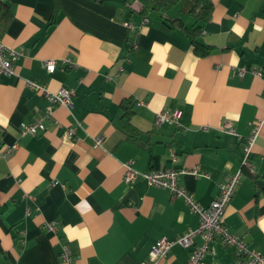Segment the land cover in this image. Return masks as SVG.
Segmentation results:
<instances>
[{"label": "crops", "instance_id": "obj_1", "mask_svg": "<svg viewBox=\"0 0 264 264\" xmlns=\"http://www.w3.org/2000/svg\"><path fill=\"white\" fill-rule=\"evenodd\" d=\"M194 1L0 0L10 15L0 42L19 52L15 73H0V147L18 144L0 155V264H67L64 243L73 264H148L158 239L174 240L200 219L183 197L142 176L125 180V165L198 167L208 175L183 172L179 184L208 207L242 169L257 120L254 170L243 168L224 222L264 254V0H208L206 21L191 12ZM27 80L73 88L72 109L56 105L45 117L48 102ZM167 109L181 112L179 124L156 125ZM36 119L46 128L21 136V123ZM226 122L237 135L223 132ZM192 247L173 244L162 264H189ZM234 261L233 246L211 241L205 264Z\"/></svg>", "mask_w": 264, "mask_h": 264}, {"label": "built area", "instance_id": "obj_2", "mask_svg": "<svg viewBox=\"0 0 264 264\" xmlns=\"http://www.w3.org/2000/svg\"><path fill=\"white\" fill-rule=\"evenodd\" d=\"M145 18L144 21H147ZM124 24L131 30H135V25L129 21H125ZM138 45L134 44V47ZM19 56V52L11 47L0 42V73L12 75L15 73L14 60ZM64 62L67 64L72 63L71 58H65ZM47 71L53 72L56 69V61L53 58L46 59L44 61ZM246 72L245 68L238 70V75L243 76ZM27 84L35 91L41 93L48 102L46 107L45 117H50L54 113L56 105H62L70 110L73 107V97L75 90L68 86H62L58 90L53 91L46 85L40 84L36 80H27ZM181 116L180 111L162 110L156 113L155 124L161 125L163 123H177L179 124V118ZM263 120H257L252 122V132L246 140L243 147V166L238 172L225 181L220 183L219 195L208 207H203L194 195L187 191L179 184V175L183 172L192 173L195 175L208 174L200 170L198 167L194 169L177 170L174 168H164L159 170H151L140 172L134 169L130 164L125 165L124 179L127 181H134L139 176H142L149 185L158 186L169 190L172 196H181L185 199L190 209L199 215V225L196 229H188L182 234L177 235L174 240H170L167 237H161L153 245L149 255L148 264H162L163 260L168 257L169 252L173 244L178 243L184 247L193 246L189 255V264H205L204 258L210 250V243L217 236L222 239L226 245L233 246L235 253V261L232 264H264V254L256 249L251 248L246 241H244L238 235L232 233L228 226L224 222V213L227 205L231 201L237 185L243 175V168H247L249 171L254 170V164L251 161L252 151L259 136ZM46 128L43 119H36L33 121H23L21 123L20 135H36L42 132ZM221 129L223 132L236 134V129L226 122ZM76 133V127L70 125L66 129V134L72 136ZM103 136H97L94 139V146L98 147L103 142ZM18 147V144H6L0 147V155L7 157L13 153ZM30 214V209L28 211ZM46 227L50 230L56 231L57 223H46ZM199 236L202 239L201 244L195 243V237ZM62 259L67 264H73L74 258L72 250L68 243L62 245L60 251ZM216 264V263H213Z\"/></svg>", "mask_w": 264, "mask_h": 264}, {"label": "trees", "instance_id": "obj_3", "mask_svg": "<svg viewBox=\"0 0 264 264\" xmlns=\"http://www.w3.org/2000/svg\"><path fill=\"white\" fill-rule=\"evenodd\" d=\"M175 0H170V3H173ZM195 3L192 4L191 6V12L194 13L195 17L198 20L201 21H206L209 19L210 16V10H211V4L208 2V0H195ZM9 9L7 8V6L5 8H2V6H0V24L3 23H7L10 15L8 16ZM202 26L199 25L196 27L195 31H193V35H192V41L195 43V46L198 47L201 43H199L196 40L195 37V32L196 30H198L199 28H201ZM132 113V110L129 109L127 112H125L124 117H126V115H129ZM128 119V118H127ZM262 191L264 192V184L262 185Z\"/></svg>", "mask_w": 264, "mask_h": 264}]
</instances>
